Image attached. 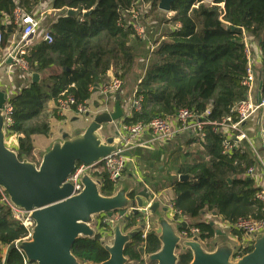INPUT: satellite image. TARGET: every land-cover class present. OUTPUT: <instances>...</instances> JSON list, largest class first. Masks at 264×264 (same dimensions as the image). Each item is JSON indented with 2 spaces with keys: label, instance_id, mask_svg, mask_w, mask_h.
<instances>
[{
  "label": "trees",
  "instance_id": "obj_1",
  "mask_svg": "<svg viewBox=\"0 0 264 264\" xmlns=\"http://www.w3.org/2000/svg\"><path fill=\"white\" fill-rule=\"evenodd\" d=\"M159 2L53 0L52 9L57 11V18L48 23L35 42L26 46L25 61L30 73L42 75L51 68L59 71L21 89L8 102L12 109L8 131L17 137L20 160L32 159L31 137L48 134L49 118L62 120L56 108L47 112L49 102L56 107L58 100L71 96L75 102L71 110L75 112L77 105L86 106L92 90L104 82L108 72H113L114 79L121 82L118 90L121 91L135 65L137 46L142 42L128 19L138 11L137 5L157 12ZM38 6L37 0H0V48L8 45L9 34L17 29L15 10L34 16ZM70 10L75 15H68ZM85 13L90 14L84 17ZM170 13L161 22L171 25V29L152 42L154 50L135 93V99H140L139 111L132 108L122 125L146 126L157 118H175L183 109L197 120L211 124L203 128V138L194 141L206 150V158L184 163L178 169L190 179L172 184L176 194L173 209L186 219H196L206 209L214 211L230 227L239 219L264 220V207L255 199L258 191L244 177L254 161L240 148L225 151L226 137L215 132L225 118L236 121L233 108L247 99L248 62L243 34L260 49L258 73L261 98H264V0H217L215 4L174 0ZM46 34L51 37L50 43L44 41ZM92 175L101 181L102 195L113 194L116 188L106 172ZM142 221V215H131L123 231L126 233ZM191 228L198 230L202 242L215 236L214 227L207 222L195 223ZM26 236L27 230L0 202V246L8 247L7 256L4 261L0 258V264H23L21 254L12 246ZM141 236L138 232L124 251L131 262L139 264L144 254L159 249L155 236L146 235L145 239ZM100 238L98 234L94 240L76 241L71 249L73 256L84 264L106 261L109 256L100 245ZM190 261V252L180 254L179 264Z\"/></svg>",
  "mask_w": 264,
  "mask_h": 264
},
{
  "label": "water",
  "instance_id": "obj_2",
  "mask_svg": "<svg viewBox=\"0 0 264 264\" xmlns=\"http://www.w3.org/2000/svg\"><path fill=\"white\" fill-rule=\"evenodd\" d=\"M173 1L160 0L158 9L170 13ZM202 1L215 4L217 0ZM67 14L75 15L72 10ZM89 14L85 13L84 17ZM38 81L39 76L34 73L32 83ZM120 93L117 91L111 112L98 113L82 132L71 137L63 135L62 140L55 142L37 164L20 160L17 152L6 146L3 109L8 97L0 91V187L15 208L30 212L34 223L29 239L12 248L20 252L28 264H84L73 256L71 249L78 240H94L98 234L102 237L97 230L99 217H110L115 212L124 215L128 210L134 216H144L150 211L155 215L154 228L147 235L157 238L159 249L145 254V261L149 264H179L180 254L185 252L191 254L189 264H264V231L255 237L251 251L238 260H234L236 246L225 239L217 240L213 250L208 251L198 236H180L187 224L170 222L165 217L166 208L159 210L158 203L148 207L149 195L145 191L137 192L130 180H119V187L113 194L104 196L101 194V181L85 173L80 178L81 191L74 194L73 185L67 180L76 166H89L118 150L121 142L119 131L108 136L103 130L105 126L125 118ZM257 100L260 104V92ZM189 179V175L179 176V181ZM210 226L214 224L210 223ZM106 227L109 235L104 240L100 238V245L109 257L100 264H132L124 251L138 232L125 233L123 222L110 223ZM215 235L224 237L218 230H215Z\"/></svg>",
  "mask_w": 264,
  "mask_h": 264
},
{
  "label": "crops",
  "instance_id": "obj_3",
  "mask_svg": "<svg viewBox=\"0 0 264 264\" xmlns=\"http://www.w3.org/2000/svg\"><path fill=\"white\" fill-rule=\"evenodd\" d=\"M52 3L53 0H45L41 7L37 8L33 13L35 17L41 20V32L47 28L50 21H54L57 18L58 13L52 9ZM40 33L36 37L30 38L28 40L29 44L35 42ZM9 35L8 45L5 48H0V91L6 93L8 102L17 95L21 89L32 84V75L34 74L32 73V75H30L20 70L10 57V54L20 37L19 28ZM144 45H146L145 42ZM252 46V65L256 78V86L255 91L252 93V99L257 102L258 93L260 92L261 95V90H259V83H261V81L258 73L261 66V54L257 44L252 42ZM137 63L138 62L135 61L132 71L126 76L121 87V106L125 117H128L131 114L132 102L136 100L135 93L138 90V84L145 67L147 66V62L146 64L143 63L144 66H142L144 68H141L140 66L138 67ZM58 71L57 68H51L50 70L45 71L42 75L38 74L39 81L47 75ZM114 80L113 72H108L104 82L95 86L91 92L89 100L86 102V107L88 109L87 114L78 116L70 110L58 114L62 117V120L49 118L48 134L33 135L31 137L33 152L32 159L28 161L37 164L40 163L42 156L55 142L61 141L63 135L71 137L76 133L82 132L90 124L92 118L98 113L105 110L111 112L113 110L117 92L112 93L108 91L107 88ZM54 109L55 104L49 102L47 104V112L49 113ZM122 127V120H120L108 127L105 126L103 131L106 135L113 136L116 131L121 132ZM8 128L6 129V146L17 152V137L11 135ZM242 131L247 138V142H243L238 148L242 149V151L254 161V165L252 166L254 170L253 174L248 175L246 173L244 177H246L247 180L252 181V186L255 190L258 192L264 191V107L260 108L253 116L242 124ZM149 138L150 133L145 132L138 140H136L135 143H138V145L130 152V155L127 156L128 161L126 162V167L120 181L130 180L135 184L137 192L145 191L149 195L150 200L148 202V207L150 204L158 203L159 210L166 208L167 212L165 213V217L172 223L181 224L184 222L187 224V228H191L193 224L198 222L213 223L214 226L212 227H214L215 230L222 232L224 237H218L215 235L212 239L206 242L201 241L206 250H213L214 243L219 239H225L234 245H238L240 239H243L242 234L230 228L228 224L224 223L221 218L218 217V215H214L216 213L214 211L206 209L202 211L196 219L182 218V220H179L178 218L175 220L170 218V207H172V203L176 198L172 184L174 181H179V176H181L178 172L179 167L184 163H192L206 158V150L194 142L197 139L196 133L192 131L178 130L172 139L161 145L152 147H146L143 145L139 146L140 143L147 141ZM141 164H145V166H141ZM143 167H145V172L142 171ZM120 181L118 182L116 189L119 187ZM143 218H146L148 223L154 228L153 221L155 215L153 212L147 211L146 215H142V219ZM125 222H123L124 226L126 224ZM138 224L140 223H137V225ZM7 252L8 247L0 246V258L2 261L5 260ZM145 256V254L142 256V264H149L145 261ZM132 264L139 263L132 262Z\"/></svg>",
  "mask_w": 264,
  "mask_h": 264
},
{
  "label": "built area",
  "instance_id": "obj_4",
  "mask_svg": "<svg viewBox=\"0 0 264 264\" xmlns=\"http://www.w3.org/2000/svg\"><path fill=\"white\" fill-rule=\"evenodd\" d=\"M39 2V7L44 3L45 0H37ZM14 25L17 26L20 30V37L15 45V48L12 50L13 55L10 54L13 62L18 66L20 70L26 72L30 75L32 73L29 72L28 63L25 61L26 55V46L29 45V39L36 37L41 31V20L35 16H31L29 14H25L23 10L16 9L13 15ZM134 30L141 40L144 39L143 31L140 29L139 24H133ZM244 35V52L247 59V69H246V80L245 85L247 86V99L238 103L233 108V112L237 114L236 121L233 122L230 117L225 118L220 124H218L219 129H215V132H221L225 137V141L223 143L225 151H230L232 149L238 148L243 142H247V138L242 131V124H244L251 116H253L260 108L264 107V98H261L260 104L255 102L252 99V93L255 91L256 86V78L252 65V41L249 36ZM44 41L50 43L51 37L46 34L44 35ZM145 42V40H144ZM0 44H1V33H0ZM121 86V82L118 80H114L113 83L107 88L108 91L114 93L119 90ZM75 105L74 99L71 96H65L64 98L58 100L56 104V111L58 114L65 113L71 110V106ZM132 108L139 111L140 108V99H136L132 102ZM12 109L7 102L3 109V122L5 126V130L11 125V115ZM78 116H83L88 113V109L86 106L77 105L75 112ZM206 125H211L207 122H202L197 120V118L191 114L188 110L183 109L180 110L175 118H166L161 119L157 118L152 120L148 125L144 126L142 124H137L133 126H123L122 131L120 133V144L118 150L113 155L107 156L100 161L91 164L89 166L85 164H78L75 170L72 172L71 176L68 178L67 182L73 185L74 194H78L82 186L80 184V178L83 174L88 173L93 177L94 173H102L106 172L108 174L109 180L114 183L115 188L118 185L120 178L122 177L123 171L126 167V162L128 161V157L125 153L131 152L138 143H135L139 137L145 132L150 133V138L139 144L143 146H157L161 145L164 142L170 140L175 135L176 131H192L196 133L198 138H203V128ZM215 126V124H213ZM232 141V143H230ZM254 172L253 168H249L247 174L252 175ZM0 202L4 206H6L12 218L15 221H18L26 230L27 236L14 243V246L17 243L28 240L30 237V231L34 225L30 212H25L23 210L15 208L8 199L7 194L0 187ZM255 199L264 207V191H260L255 195ZM170 218L175 219L177 216L179 220H182V215L175 211L173 207H170ZM130 210L125 212L124 215H120L118 212L112 214V216L107 217L102 215L101 218L97 219V230L102 234L101 240H104L109 233L105 231L106 226L110 223L114 224L117 222H125L131 216ZM177 220V219H175ZM148 220L145 218L142 221V229L145 232L142 234V239L146 238L147 233L149 232L147 229ZM229 226V225H228ZM230 227V226H229ZM234 229L236 232L242 234L243 239H240L238 245L235 244V255L234 260L240 259L246 251L252 247L254 243V239L257 235L263 233L264 231V220L254 221L251 219H239L235 222V224L230 227ZM183 238H191L193 236H198V230L195 228H187L180 234ZM20 253V252H19ZM21 254V253H20ZM23 264H28L26 262L25 257L21 254Z\"/></svg>",
  "mask_w": 264,
  "mask_h": 264
},
{
  "label": "rangeland",
  "instance_id": "obj_5",
  "mask_svg": "<svg viewBox=\"0 0 264 264\" xmlns=\"http://www.w3.org/2000/svg\"><path fill=\"white\" fill-rule=\"evenodd\" d=\"M137 7L138 11L134 12V14L128 20L133 24H139L141 26L140 29L143 31V40H145L146 45H144L143 40H141L142 42L137 46L136 62H138V67L140 66L141 68H144L143 63L146 64L147 62L148 64L150 53L152 50H154L152 42L159 39L162 35L168 33L171 29V25H164L161 22L162 19L169 18L171 16V13H165L159 9L157 10V12H150L147 6H142L140 4L137 5ZM128 153L130 154V152ZM141 166H145V164H141ZM142 171L145 172V167L142 168ZM138 225L136 222L134 227L127 232L136 231L143 234L146 227L143 230L141 227L142 223ZM147 226V229H149L148 231H152L153 228L149 223Z\"/></svg>",
  "mask_w": 264,
  "mask_h": 264
},
{
  "label": "flooded vegetation",
  "instance_id": "obj_6",
  "mask_svg": "<svg viewBox=\"0 0 264 264\" xmlns=\"http://www.w3.org/2000/svg\"><path fill=\"white\" fill-rule=\"evenodd\" d=\"M130 231V230H129Z\"/></svg>",
  "mask_w": 264,
  "mask_h": 264
}]
</instances>
